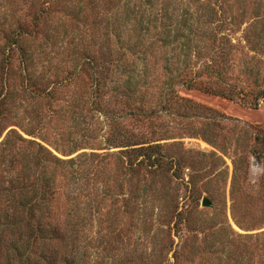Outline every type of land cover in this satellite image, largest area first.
<instances>
[{"label":"rangeland","instance_id":"1","mask_svg":"<svg viewBox=\"0 0 264 264\" xmlns=\"http://www.w3.org/2000/svg\"><path fill=\"white\" fill-rule=\"evenodd\" d=\"M263 100L264 0H0V264H264Z\"/></svg>","mask_w":264,"mask_h":264},{"label":"trees","instance_id":"2","mask_svg":"<svg viewBox=\"0 0 264 264\" xmlns=\"http://www.w3.org/2000/svg\"><path fill=\"white\" fill-rule=\"evenodd\" d=\"M15 45H19V40H17V42L15 43ZM90 63L92 62L91 60H89ZM91 71L93 73H95L96 69H98V65L96 66H92L91 65ZM98 85L100 87V89L104 88L103 82L101 79H98ZM214 93H219L218 91L213 90ZM126 94V93H125ZM221 95V94H219ZM222 95H225L224 93H222ZM130 97V96H129ZM21 140H23L21 138ZM24 141V140H23ZM31 144H33L38 150L36 155V158L39 159L43 153L47 154L49 157L53 156L52 153L48 152L41 144H38L36 142H30ZM11 143L9 141V135L7 137V139L1 144V150H2V155L0 157V169L1 167L2 170L0 171V174L3 173H8V175H13L12 178L10 177L9 180H5V184L0 183V187L2 186H7L6 190L1 192L0 191V199H3L5 201L6 204L10 205L13 204V202H16V205H20L21 207L18 208V211L16 212V214H14L12 217H14L12 219V221L14 222V220L16 218H18V220L20 219L18 214L20 213V211L23 209L24 213L26 214L27 212V219L25 220V225H28L30 227V232L32 233V236L35 239L41 238L42 233H43V229L41 227V222L40 219L35 221V214L34 211L36 210V202L32 199H30V201L28 200L26 194L24 193V189H25V178L21 177V175H15L13 172H15V169H11L8 168V157L10 154L11 149H7V146H9ZM140 145V147L138 148H134V149H130L128 150V156L131 157H135L137 158L135 161H132L130 166L133 167L137 161H139V157L142 158L143 160L139 163V165H146L148 167H163L164 162H165V156L162 154L161 152V147L160 146H156V145H149L146 146L145 143L142 144H134V145H127V147H133V146H138ZM56 159V158H55ZM42 160V158H40V161ZM58 160V159H57ZM16 190H18V192H15ZM1 208V207H0ZM8 218H10V216L7 214ZM26 216L24 215L23 217L26 218ZM24 221V219H23Z\"/></svg>","mask_w":264,"mask_h":264},{"label":"water","instance_id":"3","mask_svg":"<svg viewBox=\"0 0 264 264\" xmlns=\"http://www.w3.org/2000/svg\"><path fill=\"white\" fill-rule=\"evenodd\" d=\"M212 203L208 199H204L203 206L204 207H211Z\"/></svg>","mask_w":264,"mask_h":264},{"label":"built area","instance_id":"4","mask_svg":"<svg viewBox=\"0 0 264 264\" xmlns=\"http://www.w3.org/2000/svg\"><path fill=\"white\" fill-rule=\"evenodd\" d=\"M263 104H264V100H263Z\"/></svg>","mask_w":264,"mask_h":264}]
</instances>
